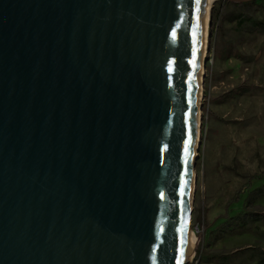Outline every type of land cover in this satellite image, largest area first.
Wrapping results in <instances>:
<instances>
[{"label":"water","instance_id":"95a60500","mask_svg":"<svg viewBox=\"0 0 264 264\" xmlns=\"http://www.w3.org/2000/svg\"><path fill=\"white\" fill-rule=\"evenodd\" d=\"M211 2L0 0V264H187Z\"/></svg>","mask_w":264,"mask_h":264},{"label":"rangeland","instance_id":"374dc122","mask_svg":"<svg viewBox=\"0 0 264 264\" xmlns=\"http://www.w3.org/2000/svg\"><path fill=\"white\" fill-rule=\"evenodd\" d=\"M204 89L188 264H255L264 253V0L215 3Z\"/></svg>","mask_w":264,"mask_h":264},{"label":"bare ground","instance_id":"6f19581e","mask_svg":"<svg viewBox=\"0 0 264 264\" xmlns=\"http://www.w3.org/2000/svg\"><path fill=\"white\" fill-rule=\"evenodd\" d=\"M218 0H212L210 4V8L208 11V15L206 17V21H208V34L206 37V46H205V52H206V58L202 60V74L200 76V91H201V96L199 99V106H198V112H199V125H198V134H197V142L195 146V151H194V158L197 161L198 155H199V147H200V140H201V130H202V117H203V111H202V105L204 101V83H205V77H206V62L207 58L209 57V47H210V24H211V12L212 8L214 7L215 3ZM196 180H197V172L196 169L193 171V182H192V197H191V204H190V211H189V240H188V245H189V258L186 260V263L188 264L190 261L193 260L194 258V253H195V248H196V233L194 230L191 228V214H192V207H193V201L195 198V191H196Z\"/></svg>","mask_w":264,"mask_h":264},{"label":"trees","instance_id":"16d2710c","mask_svg":"<svg viewBox=\"0 0 264 264\" xmlns=\"http://www.w3.org/2000/svg\"><path fill=\"white\" fill-rule=\"evenodd\" d=\"M240 21L237 23V27H239V28H242L243 27V25L246 23V18H244V17H242V16H240ZM248 20H250V19H248ZM263 175H260L259 177H254V178H252V179H250V181L248 182V183H246V185L243 187L244 189L246 188V186L247 185H249L250 183H252V181L251 180H253V179H256V178H260V177H262ZM241 189L239 192H237V194L235 195V197L233 198V200L232 201H230L229 202V207H230V204L232 203H235L238 199H239V197H240V195L242 194V192H243V190L244 189ZM255 251H257V250H255ZM258 252V251H257ZM259 253L262 255V257L258 260V262L257 263H255V264H264V253H263V251H259Z\"/></svg>","mask_w":264,"mask_h":264}]
</instances>
